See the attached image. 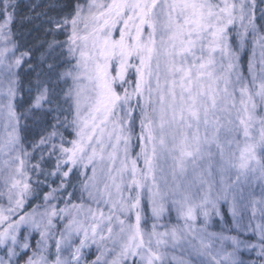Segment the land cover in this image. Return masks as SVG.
Segmentation results:
<instances>
[{"label": "snow or ice", "instance_id": "snow-or-ice-1", "mask_svg": "<svg viewBox=\"0 0 264 264\" xmlns=\"http://www.w3.org/2000/svg\"><path fill=\"white\" fill-rule=\"evenodd\" d=\"M18 9L0 0V264H264V0Z\"/></svg>", "mask_w": 264, "mask_h": 264}, {"label": "trees", "instance_id": "trees-1", "mask_svg": "<svg viewBox=\"0 0 264 264\" xmlns=\"http://www.w3.org/2000/svg\"><path fill=\"white\" fill-rule=\"evenodd\" d=\"M49 3V0H18L19 9H18V15L20 17H26V16H35L36 13L42 12L46 10V6ZM33 5H39V7L35 8V11H33L32 6ZM40 24V20L34 19L31 22H28L27 20L23 21L18 25L19 30L25 34H29V39H42L43 34L41 31H35L36 25Z\"/></svg>", "mask_w": 264, "mask_h": 264}]
</instances>
